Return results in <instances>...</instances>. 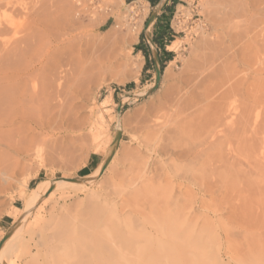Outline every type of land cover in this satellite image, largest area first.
<instances>
[{
	"label": "rangeland",
	"instance_id": "obj_1",
	"mask_svg": "<svg viewBox=\"0 0 264 264\" xmlns=\"http://www.w3.org/2000/svg\"><path fill=\"white\" fill-rule=\"evenodd\" d=\"M12 1L15 27L36 42L27 41L29 64L45 63L47 72L38 70H43L37 71L39 80L49 79L48 69L70 56L73 65L62 69L72 73L75 68L77 107L59 119V140L52 147L39 145L41 153L34 149L24 160L12 155L21 165L9 183L0 179V239L18 224L23 189L93 175L113 147L114 154L89 186L44 194L47 200L23 222L16 240L22 246L6 253L1 264H77L89 251L90 233L98 235L106 223L94 211L118 210L127 226L142 228L167 218L178 198L186 199L185 212L204 225L191 231H199L202 252L209 255L205 262L264 264V0H122L118 8L111 0ZM160 34L164 37L157 41ZM228 101L235 102L239 114L233 141L223 136L214 144L218 150L210 142L201 144L200 136L206 137ZM119 124L122 132L114 145ZM191 143L208 152L184 161L189 172L180 154ZM205 160L211 173L206 171L208 182L202 185L190 177Z\"/></svg>",
	"mask_w": 264,
	"mask_h": 264
},
{
	"label": "bare ground",
	"instance_id": "obj_2",
	"mask_svg": "<svg viewBox=\"0 0 264 264\" xmlns=\"http://www.w3.org/2000/svg\"><path fill=\"white\" fill-rule=\"evenodd\" d=\"M112 1L114 5L115 4L117 5L122 0H111V2ZM117 6L119 7V5ZM134 8L130 7L129 12L131 13L136 12ZM14 10H16V8L14 9V3L12 0H0V179H3L5 182H8V183L14 179V176L16 173L15 171L16 167L18 165H21L20 164L21 162L19 161V159H17L18 161L17 160L12 161L13 160L12 155L15 154L17 156H22L24 160V159H28L29 155L31 154L30 151L34 149L37 150L38 148L37 146L39 145H42L43 147L49 144L52 147L53 144L51 145L50 143L59 140L58 137L56 136L60 129L59 119L63 117L65 112L71 113L72 109L77 107L75 106L74 99L76 96L74 95V88H73L74 86L73 82L75 81V84H76V80H77L76 79L77 75L74 71L75 68L73 69L72 73L68 71V73L70 74H68L65 70L62 69L63 67H65V64L73 65L71 62V58H69L70 56L69 57L67 56V60H65L66 61L65 64L61 62H55L53 66L51 65L52 67L48 69L50 73L49 79L44 78L43 80H41L42 79L41 78L39 80V78L37 77V74L39 72L38 70L45 69V63L43 60L40 59V61H37V60H36L37 62L34 61L35 64L33 65L29 64L27 60L28 58L27 56L29 53H31L29 52L31 50L30 43L32 42L34 44L35 40L31 41L29 38L30 41H28L27 39L29 36L28 37L26 36L25 38V36H23L20 33L21 31L19 30V28L17 29L15 27V25L17 24V20L15 21L16 23H14V19H13ZM132 15L133 14H131V17ZM118 22L121 23L120 21ZM134 27H130V28L134 30L136 29ZM19 33L22 36L19 35ZM131 38L133 39L134 37L131 36ZM27 41L30 43H28ZM169 48H172V45H169ZM34 50H37V49H34ZM33 53L35 54V52ZM37 54L39 55V53ZM30 55H33V54H30ZM36 57L37 56H35V58ZM48 65L46 64V67H48ZM89 67L91 66L89 65ZM64 71L67 73V75H70V77L68 76L69 79L68 77H66V75H63ZM84 77L86 76L84 75ZM65 82L67 83L65 84ZM135 96L136 95H134V97ZM127 99H129V97H126L124 100H127ZM66 103H69V104L66 105ZM119 106L120 107L118 109L117 116H118L119 122H121L122 103ZM238 116L239 114L237 112V106L234 101H228L224 103L218 109V112L216 113L215 117L210 123L209 131L207 132V134L206 135L202 134L204 137L206 136L205 137L206 139L205 138L201 139L202 137L199 135L201 144L202 142L203 143L210 142L211 144L214 145L220 142V140L222 141L223 136L225 137V139L230 138L232 134H234L235 132L234 125L237 122ZM100 118L101 120H99L98 122V125H99L98 127L100 129V132L102 133L104 129L103 128L104 118L102 116H100ZM246 119H249V117H246ZM246 121H249V120H246ZM245 125L246 123L243 126ZM117 128L118 130L116 132V137L115 139L112 138L111 140V142H114V145H116V143L120 140V135L122 132L120 130L121 128L120 124L118 125ZM227 134L229 135L227 136ZM195 140H198V139H195ZM203 140H206V141H203ZM230 140L232 139L230 138ZM228 141L229 140H227V142ZM197 144L198 143H196L197 147H195L193 146L195 144L193 143L192 145L191 143L190 145L192 146H188L187 149H185L184 151H181L180 156L183 159L182 162L184 161L187 162L191 160H192L191 162H193L194 160L193 157L196 158L197 157L196 152L200 150V149L198 150ZM39 149L40 148H38V151ZM215 149L218 150L216 146H215ZM204 151L206 152L207 150H204ZM204 151L201 150L198 152L200 157L203 153H205ZM53 152L56 153L57 151H53ZM39 153H41V151H39ZM56 154H59V153H56ZM113 154H114V147L111 149V153L109 154L105 162L98 168V170H96L95 174L88 175L86 177H81L79 179V182L73 181V178L61 177L58 179H54L51 182L49 181L47 183H41L37 187L33 188L31 192H26V190L23 189L21 196L24 200V208L20 209L19 207H16V210H18V213L15 214V217H16L15 221L18 222V224L13 229H11L6 235H3L2 238L0 239V245L2 243V245L0 246V264H1V258L3 256L7 257L5 256L6 253L10 254L11 253L10 250L11 251L18 250V246H19L18 244L23 243L22 240L20 241V243L17 242L18 241L17 239L21 238L19 237V235H21V231L23 229V226H22L23 222L25 221L27 216H29L31 213H34V207L36 206L38 202L44 203L47 200V198L43 199L44 194H47V195L49 194L48 196H50L53 193V190L58 187L64 188L66 186H80L81 184H85L86 187L89 186L90 184L94 182V178H95L94 176H96L97 174L99 175L100 172H103V170L106 169ZM208 155H211V154H208ZM220 155L218 157H220ZM197 159L195 160V163ZM212 160L214 162L213 157H210V160L208 161H212ZM216 160H215V163H216ZM221 161L218 159V162H221ZM204 162H203L204 164L202 163L200 167L198 166L200 170L194 167L195 170H192V173H191L193 174V177H190L192 179L194 178V181L198 180L199 183H201L202 185L204 184L206 185V182H208V178H206V174L209 172L208 169H210L208 168L207 169L208 172H206L207 170H205V167H206L205 165H207L206 164L207 160H205ZM24 163L26 164V162ZM208 163L210 164V162ZM188 164L190 165L189 162ZM188 164L186 163L184 168H186ZM176 168L180 169V167H177V166ZM187 168L189 169V167ZM196 169H198L199 171H197ZM217 171L218 170L216 168L215 172ZM218 173H215V174H218ZM218 176L222 177L220 173ZM198 181H196L197 185L199 184ZM206 188L208 189L207 190L208 192L209 188L207 186ZM185 203H186V199H183V200L179 198L176 199L174 202V207L172 206L173 207L172 209H169L167 207L168 210H170L169 211L170 214L167 213V218L160 220V221H158L159 220L158 219L157 220L158 222L155 219L156 221L155 223L144 225L142 228H138L135 226H127L124 223V221H122L125 217L123 218V216L119 212H117L118 210L115 211L113 209L114 211H105L103 213L101 212V209L100 211H94L93 216H95L97 220H100V221L105 220L106 223L102 227H99L100 229L98 228L100 230L98 235L92 236V234L90 233L89 237L90 239L93 237V240L90 243L91 246L89 245L90 247L89 251L87 254H85L86 255L85 258L80 260L77 264H206L207 263V261L205 262V260H207V258L205 259L206 253L204 254V252H202L204 249V247L202 246L204 244L203 245L201 244L202 242L199 239V236L197 234L199 231L198 230L197 232L191 231V228H193V226H197V225L200 226L202 224H200L199 219L195 218L196 220H194L188 213L185 212V208H187ZM168 204H169V201L167 205ZM41 207H42V204L38 207V210ZM199 214H202V213H199ZM200 219H203V218H200ZM39 227H42V226H39ZM86 228L90 229V230L87 229L88 230L87 232L92 231L91 226L86 227ZM196 228H198V226ZM81 235L82 234H80V237ZM86 236L88 237V234ZM82 239H84V237H82ZM197 242L200 245H198ZM196 245L201 249V251L198 250L199 248L196 249L197 247ZM86 246H88V244ZM195 249H196V252H195ZM79 251L81 250L79 249ZM84 251L85 250H83V252ZM81 252H80V255H81ZM12 253H15V252H12ZM6 260L8 259L6 258Z\"/></svg>",
	"mask_w": 264,
	"mask_h": 264
},
{
	"label": "water",
	"instance_id": "obj_3",
	"mask_svg": "<svg viewBox=\"0 0 264 264\" xmlns=\"http://www.w3.org/2000/svg\"><path fill=\"white\" fill-rule=\"evenodd\" d=\"M151 21V20H150ZM156 70H157V79H156V84L158 85L159 81H160V77H161V67L159 65V63H156ZM105 169V168H104ZM104 171V170H103ZM73 181L75 182H79V179H73ZM2 245V243H1ZM0 245V246H1Z\"/></svg>",
	"mask_w": 264,
	"mask_h": 264
},
{
	"label": "trees",
	"instance_id": "obj_4",
	"mask_svg": "<svg viewBox=\"0 0 264 264\" xmlns=\"http://www.w3.org/2000/svg\"><path fill=\"white\" fill-rule=\"evenodd\" d=\"M149 1H150L152 4H156L159 0H149ZM163 37H164L163 34L159 35L158 38H157V41H160V39L163 38Z\"/></svg>",
	"mask_w": 264,
	"mask_h": 264
},
{
	"label": "crops",
	"instance_id": "obj_5",
	"mask_svg": "<svg viewBox=\"0 0 264 264\" xmlns=\"http://www.w3.org/2000/svg\"><path fill=\"white\" fill-rule=\"evenodd\" d=\"M164 33V32H163ZM161 35V34H160ZM163 38H161L160 40H162ZM91 165V162H90V164H89V166Z\"/></svg>",
	"mask_w": 264,
	"mask_h": 264
}]
</instances>
